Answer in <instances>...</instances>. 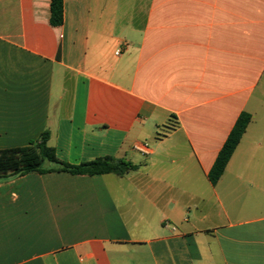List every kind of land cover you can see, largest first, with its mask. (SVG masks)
<instances>
[{
  "label": "crops",
  "instance_id": "0c3cea01",
  "mask_svg": "<svg viewBox=\"0 0 264 264\" xmlns=\"http://www.w3.org/2000/svg\"><path fill=\"white\" fill-rule=\"evenodd\" d=\"M63 16L0 0V151L49 131L61 161L139 169L0 181V264H264V0H64Z\"/></svg>",
  "mask_w": 264,
  "mask_h": 264
},
{
  "label": "trees",
  "instance_id": "16d2710c",
  "mask_svg": "<svg viewBox=\"0 0 264 264\" xmlns=\"http://www.w3.org/2000/svg\"><path fill=\"white\" fill-rule=\"evenodd\" d=\"M63 13L64 0H51V24L53 26L63 24ZM251 121L252 116L247 112H243L236 121L209 173V179L213 185H216L224 174ZM171 129L169 127L168 131ZM50 136V132L46 131L27 147L0 151V181L30 173L51 172L89 176L112 174L123 177L128 172L139 169L138 165L125 159L109 156L78 165L61 161L57 156L56 149L49 145Z\"/></svg>",
  "mask_w": 264,
  "mask_h": 264
},
{
  "label": "built area",
  "instance_id": "2783aa9c",
  "mask_svg": "<svg viewBox=\"0 0 264 264\" xmlns=\"http://www.w3.org/2000/svg\"><path fill=\"white\" fill-rule=\"evenodd\" d=\"M117 54H119V52ZM134 149L143 156L151 154V149L147 143H137L135 144Z\"/></svg>",
  "mask_w": 264,
  "mask_h": 264
},
{
  "label": "rangeland",
  "instance_id": "374dc122",
  "mask_svg": "<svg viewBox=\"0 0 264 264\" xmlns=\"http://www.w3.org/2000/svg\"><path fill=\"white\" fill-rule=\"evenodd\" d=\"M48 165V164H47Z\"/></svg>",
  "mask_w": 264,
  "mask_h": 264
}]
</instances>
